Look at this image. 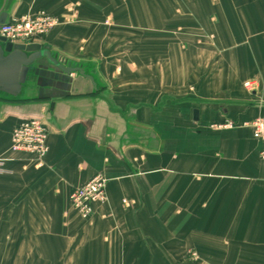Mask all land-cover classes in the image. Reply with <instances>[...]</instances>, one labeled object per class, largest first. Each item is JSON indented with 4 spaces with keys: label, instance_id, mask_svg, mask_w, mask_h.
I'll list each match as a JSON object with an SVG mask.
<instances>
[{
    "label": "crops",
    "instance_id": "obj_1",
    "mask_svg": "<svg viewBox=\"0 0 264 264\" xmlns=\"http://www.w3.org/2000/svg\"><path fill=\"white\" fill-rule=\"evenodd\" d=\"M167 1L15 0L8 20L62 23L27 45L100 90L76 72L0 101V264H264V145L251 128L264 117V0H204L201 44L167 32ZM31 118L49 128L42 160L11 151ZM99 174L108 201L83 220L70 194Z\"/></svg>",
    "mask_w": 264,
    "mask_h": 264
},
{
    "label": "built area",
    "instance_id": "obj_2",
    "mask_svg": "<svg viewBox=\"0 0 264 264\" xmlns=\"http://www.w3.org/2000/svg\"><path fill=\"white\" fill-rule=\"evenodd\" d=\"M61 24L60 19L44 11L19 18H11L0 26V36L13 44L27 45L37 42L49 35ZM245 89L250 93H257L258 83L251 81L245 84ZM227 126H231L228 124ZM254 139L264 145V117L251 123ZM49 128L47 123L39 118H31L18 126L12 135L11 151L13 153H27L38 159H44L49 153ZM264 159V149L261 152ZM8 160L0 158V173L5 171ZM108 180L102 175H96L81 187L72 190L70 194L71 208L83 220L91 219L95 214V207L108 201ZM125 204H127L125 202ZM196 258V253H190Z\"/></svg>",
    "mask_w": 264,
    "mask_h": 264
},
{
    "label": "water",
    "instance_id": "obj_3",
    "mask_svg": "<svg viewBox=\"0 0 264 264\" xmlns=\"http://www.w3.org/2000/svg\"><path fill=\"white\" fill-rule=\"evenodd\" d=\"M14 2L15 0H0V26L8 22ZM76 72L89 78L95 89L100 90L95 78L82 66L48 49H42L39 45L13 44L0 36V101H28L24 96L34 82L45 80V83L43 81V84L39 85H49L60 80L62 74L67 79ZM37 99L43 98L37 97ZM194 119L199 120L197 111Z\"/></svg>",
    "mask_w": 264,
    "mask_h": 264
},
{
    "label": "rangeland",
    "instance_id": "obj_4",
    "mask_svg": "<svg viewBox=\"0 0 264 264\" xmlns=\"http://www.w3.org/2000/svg\"><path fill=\"white\" fill-rule=\"evenodd\" d=\"M167 3V12L162 13V15L166 17L167 23L170 26L167 29V32L170 30L172 32V36L193 37L195 39L194 41H196L197 44L204 43V38H207V36L210 35L209 33H207V29L209 28L207 16L210 15V13H208L206 9L201 6L202 4H204V0H170L167 1ZM182 3L183 6L180 7V9H175V4L180 5ZM194 4L198 6L195 8V11L192 12L189 5ZM213 21L215 20L212 19L210 21L211 24ZM139 46L142 47L141 45ZM139 46L135 44L133 47L137 48ZM181 48L183 49V52H187L188 45H185L184 43V45H181ZM130 51L132 50L130 49Z\"/></svg>",
    "mask_w": 264,
    "mask_h": 264
}]
</instances>
